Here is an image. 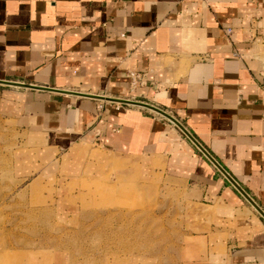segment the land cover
<instances>
[{
	"label": "crops",
	"instance_id": "obj_1",
	"mask_svg": "<svg viewBox=\"0 0 264 264\" xmlns=\"http://www.w3.org/2000/svg\"><path fill=\"white\" fill-rule=\"evenodd\" d=\"M111 99L172 116L264 212V0H0V116L161 165L211 208L212 259L264 264L256 208L171 120Z\"/></svg>",
	"mask_w": 264,
	"mask_h": 264
},
{
	"label": "rangeland",
	"instance_id": "obj_2",
	"mask_svg": "<svg viewBox=\"0 0 264 264\" xmlns=\"http://www.w3.org/2000/svg\"><path fill=\"white\" fill-rule=\"evenodd\" d=\"M94 147L52 149L0 116V264H218L190 186Z\"/></svg>",
	"mask_w": 264,
	"mask_h": 264
},
{
	"label": "water",
	"instance_id": "obj_3",
	"mask_svg": "<svg viewBox=\"0 0 264 264\" xmlns=\"http://www.w3.org/2000/svg\"><path fill=\"white\" fill-rule=\"evenodd\" d=\"M115 100V99H111ZM115 101H120L121 103H132V104H138L141 106L148 107L165 117H167L169 120H171L174 124H176L183 132L184 134L197 146V148L218 168V170L234 185L235 188L238 189V191L256 208V210L261 214V216L264 218V212L250 199L248 194L231 178V176L214 160V158L190 135L188 132L185 131V129L182 127V125L176 121L172 116L166 114L162 110L153 107V106H148L142 103H137V102H130V101H124V100H115Z\"/></svg>",
	"mask_w": 264,
	"mask_h": 264
},
{
	"label": "built area",
	"instance_id": "obj_4",
	"mask_svg": "<svg viewBox=\"0 0 264 264\" xmlns=\"http://www.w3.org/2000/svg\"><path fill=\"white\" fill-rule=\"evenodd\" d=\"M234 55L237 56L238 54L234 52ZM129 78H130V87L134 88L143 81V74L141 72L132 71L129 73Z\"/></svg>",
	"mask_w": 264,
	"mask_h": 264
},
{
	"label": "bare ground",
	"instance_id": "obj_5",
	"mask_svg": "<svg viewBox=\"0 0 264 264\" xmlns=\"http://www.w3.org/2000/svg\"><path fill=\"white\" fill-rule=\"evenodd\" d=\"M94 151H96V150H94ZM92 155H93L94 157H96V158H97V157H100V156H99L100 154L97 153V152H92ZM100 158H101V157H100ZM99 160H100V159H99Z\"/></svg>",
	"mask_w": 264,
	"mask_h": 264
}]
</instances>
